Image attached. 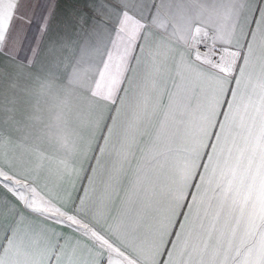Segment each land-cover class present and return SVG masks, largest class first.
Here are the masks:
<instances>
[{
	"label": "snow or ice",
	"instance_id": "obj_1",
	"mask_svg": "<svg viewBox=\"0 0 264 264\" xmlns=\"http://www.w3.org/2000/svg\"><path fill=\"white\" fill-rule=\"evenodd\" d=\"M22 4L0 0V83L42 55L58 110L0 101V264H264V0H89L46 44Z\"/></svg>",
	"mask_w": 264,
	"mask_h": 264
},
{
	"label": "crops",
	"instance_id": "obj_2",
	"mask_svg": "<svg viewBox=\"0 0 264 264\" xmlns=\"http://www.w3.org/2000/svg\"><path fill=\"white\" fill-rule=\"evenodd\" d=\"M89 4V0H23L20 11L25 15L35 13L39 16L42 13H47L50 17L48 24V33L45 36V44L49 39L68 36L71 40L79 42L84 33L80 31L78 34L74 32L69 24L70 13L73 10H84ZM19 23V22H17ZM29 29L30 34L36 32V23L24 25ZM23 54H27L26 52ZM43 64V56L35 57V66L30 70H25L24 73L18 75L14 81L15 86L11 87L12 83L8 78H5L0 83V101L7 104L8 100H14V108L18 118L27 117L35 112L41 117L40 121L30 122L36 128H42L45 124L55 123V114L57 112V103L52 95L42 93V86L45 79V74L41 71ZM9 71H15L10 69ZM30 73V74H29ZM130 104L135 103V94L130 91ZM77 101L73 98L69 100L71 111L67 114V119L73 127L79 128L81 120L76 114ZM38 109V111H37ZM56 129L53 127V137ZM11 147L9 150H11ZM30 148L41 152L47 158L43 161L45 169V179L50 187L56 186L60 182L59 176V160L64 157V152L60 149L55 139H49L47 136L41 139L33 138L30 141ZM139 154V153H138ZM135 162H133L134 166ZM132 172L129 170L128 176L125 178V184L131 178ZM66 180L67 177H64Z\"/></svg>",
	"mask_w": 264,
	"mask_h": 264
}]
</instances>
